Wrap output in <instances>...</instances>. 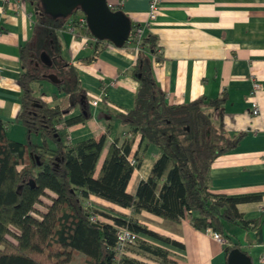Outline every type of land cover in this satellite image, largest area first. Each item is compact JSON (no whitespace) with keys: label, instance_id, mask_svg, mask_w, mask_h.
I'll return each mask as SVG.
<instances>
[{"label":"trees","instance_id":"16d2710c","mask_svg":"<svg viewBox=\"0 0 264 264\" xmlns=\"http://www.w3.org/2000/svg\"><path fill=\"white\" fill-rule=\"evenodd\" d=\"M23 1L33 7L30 40L18 49L16 120L24 129V142L7 139V125L0 121V264H72L76 257L79 264H144L127 257L125 250L115 255L117 227L136 234L133 245L137 243L143 253L160 264H174L165 249L146 244L139 236L177 249L183 248L180 243L148 230L134 218H114L88 209L89 196L127 209L132 216L145 212L172 222L186 219L201 234L219 235L227 242L221 246L225 264L229 251L243 252L227 228L244 230L249 224L257 228L262 218L244 221L236 205L257 202L260 195L227 196L208 189L212 162L234 146L222 127L225 97L200 96L185 104L168 105L151 75V60H161L157 39L143 29L134 65L127 72L138 84L133 107L115 116L127 132L111 140L96 171L106 137L74 146L67 140V127L87 121L89 112L85 92L75 69L61 57L56 35L69 25L72 35L93 40L101 48L132 49L134 43L127 38L115 46L92 38L87 28L76 26L79 10L66 18H52L44 13L40 0ZM138 26L130 24V30ZM48 74L59 80L54 87L68 99L64 111L49 108L32 91V85L45 81L42 76ZM74 108L79 109V115L63 120ZM32 137L39 139L38 145L32 143ZM135 137L139 143L144 141L145 147L155 148L157 154L146 179L129 195L126 188L138 167L136 152L133 163L129 159ZM37 205L43 210H37ZM90 216H102L112 224L92 223Z\"/></svg>","mask_w":264,"mask_h":264},{"label":"crops","instance_id":"0c3cea01","mask_svg":"<svg viewBox=\"0 0 264 264\" xmlns=\"http://www.w3.org/2000/svg\"><path fill=\"white\" fill-rule=\"evenodd\" d=\"M149 1L123 0L119 10L130 24L142 26L156 37L161 60H151V75L166 103L185 104L200 96L225 97L222 127L234 146L212 162L208 189L227 196L260 195L259 201L238 204L236 210L244 221L262 218L261 224L257 228L249 224L244 230L227 228L251 264H260L258 258L264 255V0H162L153 21L147 20ZM32 13L27 1L0 0V121L7 125V139L17 143L24 142V129L16 120L20 98L18 49L30 40ZM68 27L56 38L61 57L75 69L85 92L89 119L67 127V140L74 146L88 139L98 141L105 134L98 171L108 144L127 132L115 116L133 107L138 84L127 72L134 65L135 53L131 48L98 47L93 40L70 34ZM253 83L259 89L250 96ZM32 91L49 108L64 111L68 106L67 97L46 80L34 83ZM94 100L96 105L92 106ZM253 103L256 115L251 112ZM78 115L79 109L74 108L63 115V120ZM31 141L39 144L37 137ZM135 152L138 167L127 185L131 186L129 195L146 179L157 154L155 148L145 147L144 141L139 143L138 137L131 147V162ZM89 199L101 201L93 196ZM116 208L123 217L134 218L148 230L180 243L183 248L177 249L139 236L165 249L174 264H225L222 247L211 232L193 230L186 219L172 222L145 212L132 216L129 210Z\"/></svg>","mask_w":264,"mask_h":264},{"label":"water","instance_id":"95a60500","mask_svg":"<svg viewBox=\"0 0 264 264\" xmlns=\"http://www.w3.org/2000/svg\"><path fill=\"white\" fill-rule=\"evenodd\" d=\"M43 11L54 18H66L73 11L79 10L82 14L86 28L94 39L108 41L115 46H121L128 37L130 22L126 15L120 11H110L105 0H40ZM44 61V55L41 54ZM44 80L52 85L59 80L52 74L43 75ZM99 227L98 224H92ZM226 264H251L250 258L238 249L229 251Z\"/></svg>","mask_w":264,"mask_h":264},{"label":"built area","instance_id":"2783aa9c","mask_svg":"<svg viewBox=\"0 0 264 264\" xmlns=\"http://www.w3.org/2000/svg\"><path fill=\"white\" fill-rule=\"evenodd\" d=\"M3 1H6V0H3ZM122 1L123 0H105V4H106V7L108 8V10L114 12V11L119 10V7L121 6ZM161 1L162 0H150L149 1L148 10H147V20L148 21H153L157 17L158 10H159L158 4ZM76 26L82 30H84L86 28L85 20L81 14L76 18ZM68 31L70 34H72V29L70 28V26L68 27ZM142 31H143V27L138 26V27H135L132 30H130L128 33L127 38H129V40H131V42L134 43L133 48H132L134 53L137 51V40L141 36ZM1 85H2V77L0 75V87H1ZM258 89H259V85L257 83H253L252 90H251L252 92H250V96H253L255 91H257ZM91 105L95 106L96 101L95 100L92 101ZM251 112L253 115H256L258 113L257 107L254 103L252 105V111ZM131 163H133V162H131ZM89 220L92 223H95L96 221H98L95 216H90ZM114 229H115L114 235L116 238V244L114 247V252H115V255L118 257L123 253L126 246L132 245L134 243L137 235L125 227H117ZM211 236H212V239L216 243H218L220 246L227 244L226 240L223 239L221 236H219L217 234H212V233H211ZM258 261L260 264H264V255H261L258 258Z\"/></svg>","mask_w":264,"mask_h":264},{"label":"rangeland","instance_id":"374dc122","mask_svg":"<svg viewBox=\"0 0 264 264\" xmlns=\"http://www.w3.org/2000/svg\"><path fill=\"white\" fill-rule=\"evenodd\" d=\"M130 190H131V186L129 185L126 188V192H130ZM85 207H87L88 209H91V210H96L98 212H101L107 216L114 217V218L122 216V213H120L114 205L106 203L104 201L89 199L86 201ZM36 209L39 211L43 210L42 206H39V205L36 206ZM95 217L97 218V220L99 222H101L103 224H110V225L112 224L111 221H109L108 219H106L102 216H95ZM145 243L152 245V246L154 245L153 243H149V242H145ZM154 246H156V245H154ZM124 250H125V252H128L129 255H132L135 258V260H138L144 264H160L159 260H157L156 258H154L151 255H148L146 253H143L138 248L137 243H135L134 245L132 244V245L126 246ZM167 259L169 261L172 260L171 254H168ZM72 264H79L77 262V257L74 259V262H72Z\"/></svg>","mask_w":264,"mask_h":264}]
</instances>
